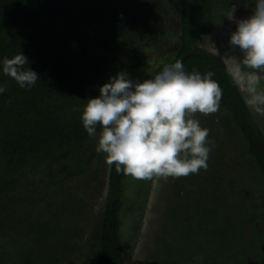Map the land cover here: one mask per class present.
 Instances as JSON below:
<instances>
[{"label": "trees", "instance_id": "obj_1", "mask_svg": "<svg viewBox=\"0 0 264 264\" xmlns=\"http://www.w3.org/2000/svg\"><path fill=\"white\" fill-rule=\"evenodd\" d=\"M175 2L181 31L175 36L178 47L166 61L167 56L159 54L150 60L125 55L133 46L131 35L137 30L149 34L146 20L161 13L170 4L166 0H0V86L7 89L0 93V264H70L82 248L87 251L80 264H126V218L144 210L143 190L137 186L136 203L126 205L128 176L110 166L104 205L91 231L84 230L105 154L96 151L98 138L87 134L81 115L87 100L99 96L100 87L129 65L151 70L138 82L177 60L188 72H213L212 79L223 90L219 113L227 124L226 134L222 130L208 140L212 145L230 139L235 148L243 146L264 183V129L220 54L203 45L214 34L222 11L231 8L226 0ZM20 53L39 76L30 89L2 72L3 59ZM215 165L182 177L187 194L179 190L173 195L176 207L181 201L182 216L175 221L172 214L168 218L166 211L158 212L163 222H177L179 234L166 235L158 228L168 248L143 264H190L207 242V264H244L239 257L245 243L241 226L236 218L224 220L223 209L216 205L227 173ZM18 223L20 228L14 227ZM19 229L24 239L11 236ZM138 232L136 227L133 235Z\"/></svg>", "mask_w": 264, "mask_h": 264}, {"label": "clouds", "instance_id": "obj_2", "mask_svg": "<svg viewBox=\"0 0 264 264\" xmlns=\"http://www.w3.org/2000/svg\"><path fill=\"white\" fill-rule=\"evenodd\" d=\"M228 19L237 25L229 44L239 54L226 53L220 59L246 106L264 116V0H254L248 18L236 19L233 7ZM207 47L219 55L210 41ZM28 63L22 53L5 57L3 75L30 89L39 76ZM213 76L211 71L188 72L179 60L165 64L143 82L119 72L100 87L99 96L87 100L83 127L90 137L98 138L96 151L105 154V162L114 165L118 174L141 181L197 174L207 169L211 149L209 129L194 117L216 114L223 95ZM6 90L0 86V93Z\"/></svg>", "mask_w": 264, "mask_h": 264}, {"label": "rangeland", "instance_id": "obj_3", "mask_svg": "<svg viewBox=\"0 0 264 264\" xmlns=\"http://www.w3.org/2000/svg\"><path fill=\"white\" fill-rule=\"evenodd\" d=\"M166 1L170 4L166 5L161 13L158 12L153 18L146 20L149 22L147 24V32L149 34L145 36V30L143 33L137 30L131 35L133 46L130 47L131 50L128 53H125L126 56L130 55L129 53L131 52L133 57L138 55L150 60L153 56L159 54L167 56L166 61H169L170 57L174 55L179 44L175 36L179 35L181 31L180 17L175 0ZM226 3L230 6L231 10L235 7L236 19L248 18L254 10V0H226ZM231 10L226 9L222 11V16L219 18L220 22L214 34L211 37H207L203 44L207 47V41H210L218 48L220 56L226 53L239 54V50L232 49L229 44L231 33L237 28L236 23L228 19ZM156 33L162 36L159 37ZM150 71L137 69V66L134 65H129V67L122 68L121 70V72H126L134 82L141 80ZM251 112L264 129V116H259L252 110ZM194 118L200 121L201 127L209 129L210 136L212 134H221L222 130L226 134L227 120L222 114L220 115L219 111L209 116L197 114ZM210 119L213 120V123L210 122ZM95 142L96 148L98 139ZM213 144H209L211 151L207 164H217L220 169H225L227 173V185L225 189L219 192L216 198V205L219 207V210L220 208L223 209L222 218L224 220L231 221L233 218H236L238 220L237 224L241 226L242 231L240 233L242 232V235H244L245 243L244 248L239 249V257L243 259L244 264H264V218H261L264 217V183L259 179L258 175H255L257 174V170L253 161L248 157L245 158L246 151H244L243 146L235 148L234 140L230 139H224L222 142L216 141ZM109 170L110 166L105 162L104 158L100 164V178L97 181V186L91 191L93 197L90 198L89 203L91 208L89 211L90 222L87 226H84L85 231H91V228H93L92 225H94L93 220H97V214L104 205ZM182 181H184L182 177H170L167 180L156 177L150 181H141L128 176L126 205L135 202L136 198L139 197V193L135 190L137 186L143 190L140 196H143L146 203L144 210L136 214L137 216L130 215L131 217L126 218L125 224L128 230L125 232L126 250L124 257L126 264H143V262H149L148 259H151V257L156 258L161 248L167 247V244L163 243L161 239L162 235L160 236L158 228L161 227L162 232L165 230L167 232L166 235H174V231L177 232L180 230V226L178 227L176 225L177 222L169 223L168 220L163 222L160 216H158V212L162 210L166 211L168 218L172 214L171 216L175 218V221H177L176 218L178 219V217L182 216V211L178 209L182 207L181 201L180 199L177 200L179 206L176 207L174 202L175 196H173L175 193H179V190L186 196L187 193L184 192L185 188L181 187ZM77 182L78 180L74 182L75 185H77ZM91 182L90 178L84 184L86 186ZM245 185H248L249 189H245ZM80 186L82 190L83 183H80ZM144 190L146 191L144 192ZM253 218L256 219L254 222H248ZM244 220H248L247 223ZM20 226L18 223L14 227L20 228ZM136 227L139 229L137 236L133 235ZM129 231L132 233L130 234ZM23 233L25 232L19 229L18 231L12 232L11 236L24 239L25 236ZM177 234L179 233L177 232ZM166 239H168V236ZM170 242H173V238ZM20 243L22 244V242ZM45 244L46 241L41 243V245ZM209 250V242L206 245L202 244L199 251L189 259V263L207 264L205 260L210 255ZM84 251H87V248H82L81 255L76 254L75 258L71 259L70 264H80L83 259L82 256L85 254ZM189 251L193 252L191 249Z\"/></svg>", "mask_w": 264, "mask_h": 264}]
</instances>
